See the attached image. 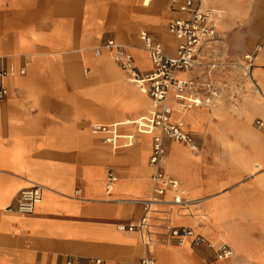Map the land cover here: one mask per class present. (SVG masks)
<instances>
[{"label": "crops", "instance_id": "obj_1", "mask_svg": "<svg viewBox=\"0 0 264 264\" xmlns=\"http://www.w3.org/2000/svg\"><path fill=\"white\" fill-rule=\"evenodd\" d=\"M149 2L0 0V89L5 90L0 97V264H137L147 252L134 231L118 225L137 222L143 214L139 200L151 195L154 168L148 160L152 139L160 132L141 123L150 120L152 105L150 116L143 105L108 109L83 90L105 84L124 89L122 98L131 93L125 74L101 47L107 39L129 43L142 73L152 66L138 39L140 31L168 54L175 52L177 41L166 28L170 18L184 15L170 0ZM203 4L222 11L216 32L221 43L229 42L232 55L225 57L220 50L212 56L206 45L201 55L220 65L250 55L248 71L258 89L248 91L237 72L243 88L227 87L217 101L234 115L247 94L253 118L241 133L212 117L209 107L193 108L188 115L173 111L172 120H183L195 148L163 136L165 172L179 181L188 199L197 200L200 215L190 219L172 210L169 222L191 227L203 241L187 240L185 247L158 241L168 251L159 247L152 255L156 264H264V130L254 124L264 122V0ZM137 16L150 19L126 30L123 24ZM208 76L213 82L231 77L218 68ZM228 93L237 94L235 102ZM126 113L142 122H110ZM104 116L109 123L97 122ZM93 123L113 127L116 143H103L91 132ZM108 170L114 173L110 188ZM32 184L42 186L41 199L32 214H20L15 210L18 196ZM170 196L167 191L164 198ZM158 208L157 239L168 209ZM222 245L231 249L230 256L223 255Z\"/></svg>", "mask_w": 264, "mask_h": 264}, {"label": "built area", "instance_id": "obj_2", "mask_svg": "<svg viewBox=\"0 0 264 264\" xmlns=\"http://www.w3.org/2000/svg\"><path fill=\"white\" fill-rule=\"evenodd\" d=\"M170 4L175 6L176 11L184 15L170 18L167 24L168 33L177 41L173 54H168L163 45L154 40L147 31L138 33V39L152 66L150 71L142 73L138 70L126 43L107 39L101 45L110 53L112 60L118 64L129 82L138 84L140 90L150 97L152 116L148 122L141 124L156 128L160 132L153 137L151 142V154L148 162L154 168L150 177L152 191L148 198L139 200L143 205V214L135 223L118 225L120 230L134 231L147 251L137 264H156L152 255V246L158 241L164 245L181 244L187 240H191L193 244L203 241L191 227L173 226L169 222L172 210H175L177 215L190 219L198 217L200 214L197 212V200L188 199L179 181L168 176L165 172L163 136L194 149L195 143L192 134L184 129L181 118L172 120L173 111L183 113L193 108L209 107L221 96L219 87L208 76L217 66L215 63H210L208 66L202 67L201 56L202 48L217 36L214 22L217 12L203 4V0H170ZM245 57L249 62L248 67H250L252 57L250 55H245ZM190 71L195 74H191L189 77L179 75V73ZM5 73L6 71H1L2 75ZM257 90V87L253 86V91L257 92ZM4 93L5 90L1 88L0 97ZM254 124L264 130L263 121L255 120ZM90 130L99 135L103 143H116V133L107 125L93 123L90 125ZM106 184L108 188L114 184V173L110 170H108ZM167 191L171 192V196L164 198ZM41 192L42 186L39 184H32L23 189L18 196L15 210L23 215L32 214L35 204L41 199ZM158 204H162L168 209L167 216L162 218L164 222L160 226V238L157 239L154 221L157 218V213L160 212ZM220 250L225 256L231 255V249L226 245H222Z\"/></svg>", "mask_w": 264, "mask_h": 264}, {"label": "rangeland", "instance_id": "obj_3", "mask_svg": "<svg viewBox=\"0 0 264 264\" xmlns=\"http://www.w3.org/2000/svg\"><path fill=\"white\" fill-rule=\"evenodd\" d=\"M207 0H203V2H206ZM151 4V2H149V5ZM215 9V11L217 12V15H218V19H216V23H215V25H216V27H219L220 26V23H221V21H220V18H221V16L223 15L222 14V11L220 10V9H218V8H214ZM137 18H138V20L137 19H135L134 21H133V19L131 18V20L130 21H128L126 24H123V26H125V25H133V27L135 26V25H140V26H137V28H139V27H141V25L143 24V22H145V21H148L150 18H144V17H141V16H137ZM167 22V21H166ZM116 28L117 29H119V26H118V24H116ZM115 28V29H116ZM144 28H145V26H144ZM166 28V27H165ZM167 29V28H166ZM145 30V29H144ZM139 32V31H138ZM220 39H222L221 37H219V36H217L216 38H214V39H212V41H210L209 43H207L206 44V46L208 47V49H209V53L212 55V56H217V54L220 52V50H221V54H224L225 52V57L227 56V57H230L231 58V56L230 55H232V53H230V51H229V48H228V44H229V42H227V41H225V43H221V40ZM126 44L127 45H129V43H127L126 42ZM221 47V48H220ZM263 51H260V54H263L262 53ZM212 59V58H211ZM109 60L112 62V60L109 58ZM264 62V57H262L261 59H260V62ZM202 62H203V65H202V67H205V66H208V64H210V63H215L216 64V66H217V68L218 69H223V70H225V72L227 71V73H228V75H230L231 77H229L230 79L229 80H227L226 82H223V81H218V82H214L218 87H219V89H220V94H221V85H219V84H222V85H224L225 87H224V89H227V87H234L235 85H237V87L238 88H240V89H242L243 88V86H244V83H242V82H240L239 80H236L238 77H237V72H239V74H241L242 76H243V78H242V80H243V82H246V85H247V89H248V91H250V92H252V83H251V79H250V75H249V71H248V69H249V67H248V64H249V62L245 59V60H243L242 62H234V61H226V63H223V64H219V63H217V61H211V60H207V58H205V57H203L202 58ZM112 64H113V62H112ZM114 65V64H113ZM205 69V68H204ZM199 71H202V69L200 70L199 69ZM191 74H193V72H190V74H185V76L186 77H189ZM123 78H125V80L126 81H128L129 82V80L123 75ZM234 81H236L237 82V84H235L234 83ZM223 82V83H222ZM99 85H101V86H105L107 89H108V97H109V102H111V103H113V104H119V105H127V107L126 108H128V109H131V110H133L132 108H131V106H129L128 104H127V99L128 98H130V96H127V97H120L122 94H121V92H120V90L119 89H121V87L119 86V87H116L115 89H113V88H111V87H109V86H107V85H105V84H99ZM89 89L90 88H88V89H85V90H83V93L84 94H86V95H88L89 97H91L93 100H95V101H97L98 103H100V102H105V100L104 101H98L95 97H92L90 94H89ZM232 92H234V90L232 91ZM229 94V93H228ZM222 95V94H221ZM228 99L230 100V101H233V102H235V100H236V98H237V94H235V93H233V94H229L228 96ZM242 98H244V99H242V101L240 102V105H239V107H238V110H236V109H233V111L234 112H236L237 114H234V115H228L227 117L226 116H221L219 113H217V114H212V117L214 116V117H217V118H221V119H223V120H226V121H228L229 122V124H230V127L233 129V130H237L238 132H241V133H246L244 130H242V125H244L243 127V129H245L246 128V126H248V125H250V122L252 121V116H253V114H252V112L253 111H249V109H247V101L248 100H250L252 97L251 96H247V94L245 95V96H241ZM249 97V98H248ZM218 100V99H217ZM217 100H215L210 106H209V108L212 110L216 105H218V101ZM144 102H145V107H146V104H147V102H148V109H149V116L151 115L150 114V101H149V99H148V97L147 96H145L144 97V100H143ZM106 103V102H105ZM225 108V107H224ZM127 109V110H128ZM199 109V108H198ZM200 109H201V107H200ZM206 109H208V108H206ZM204 110V109H203ZM209 110V109H208ZM205 111V110H204ZM144 112H146V111H144ZM190 112L191 111H188L187 113L188 114H190ZM212 112V111H211ZM228 113V112H227ZM226 113V114H227ZM187 114V115H188ZM140 115V114H139ZM120 116V115H119ZM149 116H147V117H149ZM146 117V118H147ZM137 118H139V117H137ZM136 118V119H137ZM239 118H241V119H239ZM244 118H245V120L246 121H244ZM141 121H142V119L141 118H139ZM117 119H115V120H111L110 122H115ZM108 122V119H106L105 121H102V120H99L98 119V121L97 122ZM109 123V122H108ZM253 125V124H252ZM88 131H89V128L87 129ZM176 214V213H175ZM195 231V230H194ZM183 247H185L186 246V244H184V245H182ZM159 247H161V248H163L165 251H168V246H165V247H167V248H164L162 245H160V244H156V245H153L152 246V252L154 253V254H157L158 253V249H159ZM171 247H175V246H171ZM216 247V246H215ZM174 251H172V258H174L175 260H176V256H178V253L176 252L177 251V249L175 250V249H173ZM160 257L162 258L163 256L162 255H160ZM231 262H234V261H232L231 260ZM230 263V262H229ZM176 264H181L180 263V261L179 260H176ZM237 264H244L243 262H237Z\"/></svg>", "mask_w": 264, "mask_h": 264}, {"label": "bare ground", "instance_id": "obj_4", "mask_svg": "<svg viewBox=\"0 0 264 264\" xmlns=\"http://www.w3.org/2000/svg\"><path fill=\"white\" fill-rule=\"evenodd\" d=\"M149 1L150 0H141V5H143V6H148V4H149ZM219 17H218V15L216 16V18H215V20H214V22L216 21V19H218ZM216 23V22H215ZM112 26L113 27H115L116 28V24L115 23H112ZM137 26H140L139 24L138 25H135L134 27H133V25H125L124 26V28H126V30H129V29H134V28H137ZM123 37V36H122ZM122 40V39H121ZM168 41H170L171 42V44L173 45L175 42L173 41V39L172 38H169L168 37ZM142 51V50H141ZM145 53V52H144ZM205 54H203V55H201L202 57L204 56ZM179 75H181V76H183L184 74H179ZM126 82V81H125ZM130 83V82H129ZM131 85V87H130V91H131V93H128L129 94V96H130V98H128L127 99V104L129 105V106H131V108L134 110V108H136V106H138V105H143L144 106V111H147V113L149 112V109H148V102H147V104H146V107H145V102L143 101L144 100V97H145V93H143L141 90H140V88H139V86H135V85H132V83H130ZM219 85H221V91H223L224 90V85H222V84H219ZM120 90V92H121V94L123 93V92H125V90L124 89H119ZM109 91H108V89L105 87V86H101V85H99V86H94V87H90V89H89V94L92 96V97H95L98 101H104L105 100V102H100V103H102V104H104V106L106 107V108H108V109H112V108H114V107H120V109L121 110H127L128 108H126L127 107V105L125 106V105H119V104H113V103H111V102H109V97H108V93ZM256 93V92H255ZM259 93V92H258ZM249 98V97H248ZM242 99H244V98H242ZM219 103H221V102H219ZM219 103H218V105H216L211 111L213 112V114L215 115V114H217V113H219L221 116L223 115V116H228V115H233V113H230V112H228V108H224V107H222V105L220 106L219 105ZM247 109H248V106H247ZM107 111V110H106ZM249 111H252V110H249ZM150 112H151V102H150ZM228 112V113H227ZM232 112H234L233 110H232ZM176 113V112H175ZM179 113H181V114H185V112H179ZM227 113V114H226ZM235 113V112H234ZM105 115L107 114V113H104ZM113 114V113H112ZM149 114V113H148ZM188 114V113H187ZM120 116L118 117V119L115 121V122H119V123H121V124H124V123H140V122H142L139 118H134V117H132V116H130V115H127V113L126 114H119ZM235 116V115H234ZM104 117H106V116H104ZM104 117H102V118H100L99 120H102V121H105L106 119H107V117L106 118H104ZM172 117H173V114H172ZM239 119H241V118H239ZM263 119H264V115H263ZM118 124V123H117ZM118 126H119V124H118ZM129 126V125H128ZM115 127V126H114ZM113 128V127H112ZM188 148V147H187ZM190 149V148H189ZM142 154V153H141ZM148 165L150 166V164L148 163ZM151 167V166H150ZM123 200V199H122ZM128 200V199H127ZM187 242V241H186ZM186 242H183V243H181V244H179V245H184V244H186ZM238 248H239V246H238ZM236 250H238V249H236ZM239 250H240V248H239ZM236 252V251H235ZM252 263V262H251ZM229 264V263H228ZM234 264V263H233ZM236 264V263H235Z\"/></svg>", "mask_w": 264, "mask_h": 264}]
</instances>
